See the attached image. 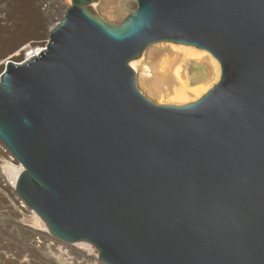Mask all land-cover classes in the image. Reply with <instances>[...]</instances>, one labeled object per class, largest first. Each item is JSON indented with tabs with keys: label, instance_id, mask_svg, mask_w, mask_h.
<instances>
[{
	"label": "water",
	"instance_id": "obj_1",
	"mask_svg": "<svg viewBox=\"0 0 264 264\" xmlns=\"http://www.w3.org/2000/svg\"><path fill=\"white\" fill-rule=\"evenodd\" d=\"M98 1L71 0L0 54L16 193L104 264H264V0H136L120 23ZM45 33L38 56L13 60ZM170 42L219 62L196 101L140 89L131 62Z\"/></svg>",
	"mask_w": 264,
	"mask_h": 264
},
{
	"label": "rangeland",
	"instance_id": "obj_2",
	"mask_svg": "<svg viewBox=\"0 0 264 264\" xmlns=\"http://www.w3.org/2000/svg\"><path fill=\"white\" fill-rule=\"evenodd\" d=\"M40 1L41 0H0V54L16 40L21 39L31 32L35 36H38L39 31H41L47 19L49 20L52 18V23L49 27H51L53 23L58 22L59 15L57 16V13H53L56 12L58 8L60 9V7L71 3V0H44L47 4V7H45V5L41 6L42 4L39 6ZM98 2H95L94 5ZM117 5L118 4L114 5L115 10H118V8H116L118 7ZM132 5H129L128 8L126 7L127 10H118V12L112 15L107 13L102 15L99 13L96 6H94V8L109 22L120 23L133 11ZM36 40L38 42L49 41V37L45 33L43 37ZM36 46L41 47L42 45L36 44ZM16 53L18 56H23L21 52ZM191 58L200 61L196 56ZM173 62L166 63L168 70V73L166 72L167 74L172 72L171 70H174L178 64H174ZM179 64L181 65L180 70L182 72L184 65L182 62ZM166 65H164L165 68ZM186 75V78H183L185 82L187 81L188 98L185 97L179 101H168L166 99L158 100L155 95L150 94L148 89L141 86L140 89L149 98L158 103L186 104L201 98L220 80L219 77L217 81L214 80V83L213 81L209 82V79L211 76H214V73L212 74L211 69L206 65L203 66V69H200V67L196 65L190 70H187ZM203 83L206 88L202 86ZM211 83L213 84L211 85ZM199 84H201L200 86L204 89H195ZM8 205L7 198L4 194L0 193V264H99L100 260L94 262L92 259L88 260L84 255L72 251L69 245L72 243H64L62 241L49 239L46 243L47 245L42 244L45 242L44 241L38 246V243L35 241V234L27 228V224L23 222L20 223L21 216L18 213L10 212ZM48 244L53 245L55 248L48 247Z\"/></svg>",
	"mask_w": 264,
	"mask_h": 264
},
{
	"label": "bare ground",
	"instance_id": "obj_3",
	"mask_svg": "<svg viewBox=\"0 0 264 264\" xmlns=\"http://www.w3.org/2000/svg\"><path fill=\"white\" fill-rule=\"evenodd\" d=\"M116 4H118L117 5L118 7L116 8H118L119 11L127 10L126 7L128 8V6L132 4H133L132 5L133 10L136 9L137 6L136 0H100V2H98L94 6H96L99 13H101L102 15H104V13L112 15L118 12V10L114 9V5ZM41 6H43V4ZM68 6L69 5L67 4L64 5L63 7H60V9L58 8L57 15L61 16L64 10ZM48 42L49 41L46 40L37 43V44H41L42 45L41 47L36 45L27 46L23 51V56L16 55L13 60H15L16 62L21 60L25 61L31 59L34 56H38V54L41 51L46 49ZM193 56L194 57L196 56L198 59H200V61L191 58ZM171 62H173L174 64L177 63L178 64L174 70H171L172 72H169V74H167L168 70L166 63H171ZM181 62L184 65L182 72L180 70L181 65L179 64ZM131 65L133 66V68L137 73L139 86L148 89L150 94L155 95L156 98H158V100L166 99L168 101H179L180 99H184L185 97L188 96V90L186 86L187 81L185 82L184 78H186L187 76L186 75L187 70H190L194 66L197 65L200 67V69H203V66L206 65L211 69V72L212 74L214 73V76L212 77L210 75L211 78L209 79L210 81L208 80L209 82L213 81L214 83V80L217 81L221 73L219 62L213 57V55L210 52L202 49H197L191 46L176 44L173 42L159 43L153 45L150 49L145 51L140 58L132 61ZM164 65H166V68ZM3 69L4 68H1V70ZM213 83H211V85ZM200 85L201 84L195 87V89L196 88L201 89L204 87V83L202 85L203 87ZM205 85H209V84H205ZM6 173L7 175L17 176L16 175L17 167L13 163L6 161ZM28 215L30 216V218L27 219V221L29 222V224H27V228H29L30 231H32L34 234H38L45 241L44 243L41 242L42 244H46L47 243L46 241H48L49 239H53V236L48 231L47 225L45 223L42 224L43 220L39 215L32 214L30 212ZM44 238H47V240H45ZM35 241L36 243L41 244L39 243L38 239H36ZM48 245H49L48 247L55 248L54 246H51V244ZM69 245L72 251L79 253L80 255L81 254L84 255L88 260L92 259V261L94 262L96 260H100L98 258L96 249H94V247H92V245L90 244H87L85 242H76ZM99 264H104V263L100 260Z\"/></svg>",
	"mask_w": 264,
	"mask_h": 264
},
{
	"label": "built area",
	"instance_id": "obj_4",
	"mask_svg": "<svg viewBox=\"0 0 264 264\" xmlns=\"http://www.w3.org/2000/svg\"><path fill=\"white\" fill-rule=\"evenodd\" d=\"M4 64L6 66L5 61L0 62V74L2 71L1 68H5ZM6 161L13 163L17 167V174H16L17 176L7 175ZM24 170H25L24 165L16 159V157L10 152V150L2 142H0V193L4 194L5 197L7 198V202L9 203L8 208L10 209V212L18 213L21 216L20 223L23 222L24 224H28L27 219L30 218V216L28 215L29 212L32 214H37V215L39 214L34 209L30 208L16 193V184L18 182L20 175ZM43 223L45 222L43 221L42 224ZM36 235L38 234H35V240L38 239L39 243L44 242V240L39 235L38 236ZM44 239L47 240V238ZM53 239L59 241L55 237H53ZM86 243L90 244L88 242ZM39 245L40 244H38V246Z\"/></svg>",
	"mask_w": 264,
	"mask_h": 264
}]
</instances>
